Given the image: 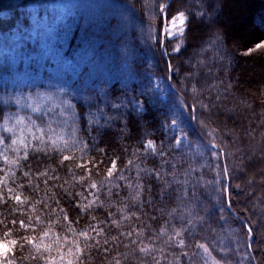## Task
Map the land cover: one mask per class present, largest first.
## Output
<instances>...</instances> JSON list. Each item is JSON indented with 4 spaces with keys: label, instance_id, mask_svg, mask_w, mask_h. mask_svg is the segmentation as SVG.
I'll return each instance as SVG.
<instances>
[{
    "label": "trees",
    "instance_id": "trees-1",
    "mask_svg": "<svg viewBox=\"0 0 264 264\" xmlns=\"http://www.w3.org/2000/svg\"><path fill=\"white\" fill-rule=\"evenodd\" d=\"M232 9L250 30L236 44L224 24ZM171 11L188 17L175 66L163 46ZM257 42L264 0H0V82L19 67L23 88L42 96L32 116L43 142L0 181V241L17 242L10 260L241 264V256L262 264L264 231L248 213L264 215V49L250 51ZM154 77L168 82L172 101L159 96ZM176 100L194 116L180 146L169 131ZM11 109L0 103V119ZM148 140L157 151L144 147Z\"/></svg>",
    "mask_w": 264,
    "mask_h": 264
},
{
    "label": "rangeland",
    "instance_id": "rangeland-1",
    "mask_svg": "<svg viewBox=\"0 0 264 264\" xmlns=\"http://www.w3.org/2000/svg\"><path fill=\"white\" fill-rule=\"evenodd\" d=\"M236 8V6H235ZM179 12V11H177ZM177 12H172L170 13V16L175 15ZM237 16V18H235ZM235 18V21H234ZM233 19V21H232ZM168 24V21L166 20L165 25ZM224 24L229 27L228 31L230 32V36L233 39L234 43L236 44L235 41H244L245 35H243V32H249L246 28V22L245 19L242 18V13H239L234 11L233 9L230 10V13L228 14V17H225ZM187 26V23H186ZM186 26H185V31H184V36L183 37H169L167 36L164 32V42L163 46L166 47L168 53L170 56H173L174 59V66L176 65L175 63V57L180 55V51L182 50L184 46V41L186 39ZM194 32V31H193ZM193 35V33H192ZM191 35V36H192ZM239 42V43H240ZM181 44V48L179 52L173 51V48L177 44ZM258 44V42H257ZM256 46V44L254 45ZM248 47H252V44L249 45ZM243 50V49H242ZM243 53V52H242ZM13 72L11 75H13V79L11 81H6L1 83L0 82V103L4 102L6 104H10L14 106V109L9 110L1 119H0V137H3L4 143L0 144V181L4 177L5 173L9 171L17 162V160L26 154L30 148L33 147L37 139L34 137H38L40 134V127L38 122L33 118L32 116V111L33 109H37V106L41 103L42 101V96L37 93V95H33V93L27 91L26 89L23 88L21 85L22 82H25L27 80L26 73L23 69L17 67L13 68ZM174 72L176 73V68H174ZM1 78V76H0ZM153 88L159 93V96L163 99V101L167 102L172 101L170 96H169V87H168V82H165L164 79L154 77L153 79ZM33 91V90H32ZM36 91V90H35ZM33 96H32V95ZM171 103V120L173 118V115L177 113V110L179 109L180 111L183 112V115H181L180 121H181V127L184 129V134H186V138L184 134L179 133L178 131L174 130V126L169 125V131L174 137H180L182 139V143H189L188 137H187V132L185 131L189 121L191 122L194 119L193 114L188 113V111L184 108L182 103L178 100L175 102H170ZM18 119H22L21 123H17ZM5 126L7 128L12 129V131H5ZM23 139L24 144L27 145V147H24L19 143V139ZM17 139L18 142L16 144H12V140ZM175 142V140H174ZM181 143V144H182ZM180 144V145H181ZM176 145V144H175ZM178 145V146H180ZM177 146V145H176ZM5 157H7V160H5ZM250 174H246V177H248ZM250 177L254 178L255 182H260L256 181V176L251 175ZM220 180V178H219ZM233 186V185H232ZM231 186V187H232ZM235 186V185H234ZM237 189V188H236ZM252 189V190H251ZM237 191H241V188L239 187ZM253 185L251 187L246 188V193L250 195V193L254 192ZM251 206V205H250ZM249 206V207H250ZM249 216H255L259 220V225L262 227V233L264 231V215H258L260 213L257 208L253 210V214L248 211ZM261 232V231H260ZM259 230L258 232L256 231V234H260ZM241 236L244 239V242L246 240V234L241 233ZM250 236V233L248 234V237ZM9 240V239H8ZM2 241V240H1ZM250 241V238H249ZM261 242L264 241V238L260 240ZM10 247L12 245H9ZM264 253V248L261 250ZM10 253V252H9ZM7 254V259L10 260V254ZM239 260L242 262V257L237 256ZM263 257V259H262ZM259 262L264 264V254L260 253ZM51 260V259H50Z\"/></svg>",
    "mask_w": 264,
    "mask_h": 264
},
{
    "label": "snow or ice",
    "instance_id": "snow-or-ice-1",
    "mask_svg": "<svg viewBox=\"0 0 264 264\" xmlns=\"http://www.w3.org/2000/svg\"><path fill=\"white\" fill-rule=\"evenodd\" d=\"M168 7L169 5L167 4H160L159 5V12L161 14H165L167 13V10H168ZM163 19L164 20H167L168 21V24L167 25H164L163 26V32L169 36V37H176V36H179V37H183L184 36V31H185V26H186V23H187V20H188V17L186 16V14L183 12V11H179L177 12L175 15L173 16H163ZM180 48H181V44H177L174 48H173V51H176V52H179L180 51ZM258 49H264V42H261V43H258L256 44L255 46V49H251L250 51H256ZM169 68L171 70V65H169ZM193 93H197V89L195 86H193ZM217 99H219V97H217ZM67 107H71V105H66ZM203 107L207 108L208 105H203ZM34 111H38V109H33ZM63 114V113H61ZM183 115V112L180 111L179 109L177 110V113L173 115V118L171 120V125L174 126V130L178 131L179 133L181 134H184V129L180 126L181 125V121H180V116ZM22 122V119H18L17 120V123H21ZM5 131H12V129L10 128H7L5 126ZM42 132V130H40ZM185 135V138H186V134ZM35 139L37 140H40L41 142H43V139H42V136L41 137H34ZM49 139L51 140V143L53 145H56L57 141L56 140H52L51 137H49ZM59 139H62V137H60ZM174 140H175V144L178 146L182 143V139L178 136V137H174ZM18 142L17 139H13L12 140V144H16ZM4 143V139L3 137H0V144ZM19 143L21 145H23L24 147H27L26 144H24V141L23 139H19ZM65 143V146H67V141L64 142ZM144 147L146 149H150L152 150L153 152L157 151V148H156V144L154 141L152 140H148ZM212 147H219V145H216V144H213ZM38 150H41L43 151V149H38ZM61 151H63V149H61ZM161 155H163V152L160 153ZM27 158V156H25V159ZM71 157L70 156H67L65 155L63 157L64 160H68L70 159ZM5 160H7V157H5ZM129 163H131V161H129ZM77 167H84V165H77ZM116 168V162L113 161L112 162V165H111V168H109L108 170V176H112L113 174V171L115 170ZM25 175H28V173H25ZM41 175H47V173H41ZM123 178V177H121ZM45 183H47V181H45ZM91 187L95 188L96 187V184L93 182ZM3 197L0 196V200H2ZM15 200L19 203H24L26 201H22L21 200V197L19 195H17L15 197ZM91 203H95V201L91 202ZM91 203L85 207H90L91 206ZM65 219H67V216H65ZM13 223H16V221H13ZM20 226L22 228H27L28 225L25 224L24 221H20ZM91 227V226H90ZM92 231H96L95 228H92ZM248 232L251 233L252 232V229L249 228L248 229ZM97 234L99 235L100 233L97 232ZM11 233L10 232H6L5 233V236H10ZM44 235H47V233H45ZM79 235L83 236L85 239H89L90 236H89V233L88 232H84L82 231ZM179 235V234H178ZM25 241L27 243H32V239L31 238H24ZM59 239V238H57ZM107 242V241H105ZM180 245L183 246V240L179 241ZM17 244V242L15 240H11V241H0V264H14V261L13 260H8L7 259V254L11 251V247L9 245H12V246H15ZM22 246V245H21ZM198 247L200 248H203L204 252L205 253H209L210 254V250L209 248L204 245V244H199L197 245ZM77 251H80V248H79V244H77ZM37 250L39 251V246H37ZM47 250V249H46ZM140 251L144 252V251H147V249L145 248H141ZM68 264H72L71 261L68 262ZM117 264H119V262H117ZM213 264H219V261H213Z\"/></svg>",
    "mask_w": 264,
    "mask_h": 264
}]
</instances>
